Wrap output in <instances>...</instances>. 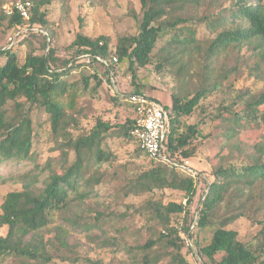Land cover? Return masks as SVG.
Here are the masks:
<instances>
[{
    "label": "trees",
    "instance_id": "trees-1",
    "mask_svg": "<svg viewBox=\"0 0 264 264\" xmlns=\"http://www.w3.org/2000/svg\"><path fill=\"white\" fill-rule=\"evenodd\" d=\"M17 1L33 4L32 18L25 23L19 15L3 14L1 19L8 28L18 31L28 26L47 35L26 36L21 43L42 38L43 55L32 49L23 63L17 52L18 45L10 50L0 47V186L8 183L1 174L3 168L11 169V179L16 171L32 168L15 180L21 190L8 193L1 206L0 227H7L8 232L0 236V262L17 257L28 264H50L56 251H72L73 233L81 231L90 235L104 217L100 210L105 203L96 193V187L104 180V172L100 174L103 165L116 160L107 150V141L117 137L136 142L131 135L135 120H128L124 125L98 120L89 130L81 127L80 100L92 80L97 82V87H101L102 81L94 74L84 78L83 90L70 83V76L82 67L76 63L77 59L91 54L107 61L117 58L118 65L127 60L128 71L135 81L137 72L151 65L158 42L165 39V46L159 51L163 63L156 66V71L172 68L180 77L171 105L164 107L169 116L166 154L178 162L190 161L195 155L192 145L201 133L197 126L185 129V119L192 117L203 101L222 90L232 73L242 71L238 65L223 66L217 73V62L233 50L244 49L254 50L264 61V0H140L144 13L138 36L120 39L112 50L109 39L104 36L92 39L78 35L68 47L71 57L64 61L59 60L53 48L47 10H43L50 2ZM203 5L213 7L216 12L194 20V11ZM198 22L204 23L207 31L203 40L197 38ZM191 59L202 65V80L193 92H189L184 81L189 72L183 62ZM117 66L112 67L115 74ZM250 75L264 81V72L257 65ZM141 93L137 87L136 94ZM239 100L242 108L225 107L215 121L228 118L235 125L245 123L264 130V92L247 91L239 95ZM35 111L48 115L51 136L61 152L58 160H50L45 165L33 153ZM138 149L137 157L146 156L139 145ZM70 155H74L72 163ZM45 174L48 176L43 178ZM213 176L214 181L207 183L206 192L198 201L193 219L198 184L204 181L201 174L196 182L151 161L147 171L126 183L123 198L149 197L142 207V212L148 215L147 224L141 230L145 231L146 238L143 244L129 250L132 264H264V219L258 221L262 228L257 244L241 241L239 232L230 228L235 222L250 217L254 202L258 201L255 192L264 193V161L222 167ZM163 191L179 194L181 201L157 199L156 193ZM89 202L94 203L93 209L98 206L93 210L97 213L93 221L86 220ZM259 203L258 211L264 213V200ZM222 205L225 213L220 216ZM71 211L76 212L74 219L64 221ZM178 217L182 219L180 225L175 224ZM206 229L211 230V238L204 244L200 234ZM49 237L55 239V245L48 244ZM218 256L222 257L220 261ZM86 263L102 264L93 260Z\"/></svg>",
    "mask_w": 264,
    "mask_h": 264
},
{
    "label": "rangeland",
    "instance_id": "rangeland-1",
    "mask_svg": "<svg viewBox=\"0 0 264 264\" xmlns=\"http://www.w3.org/2000/svg\"><path fill=\"white\" fill-rule=\"evenodd\" d=\"M14 1L17 0H0V47L8 46L14 35V31L9 29L7 23L1 19L4 14L3 7ZM44 1L50 2L43 10H47L48 29L53 34V48L59 56V60L64 61L71 57L72 52L68 50V47L78 35L92 39L104 36L109 39L111 49L115 50L120 39L136 37L140 34V25L144 13L140 0ZM215 12L213 7L207 8L203 5L194 11V20L208 17ZM193 25L195 26L196 23ZM196 30L197 38L203 40L207 33L204 23L198 22ZM21 42L16 41L15 46L18 45L17 52L22 63L27 53L32 49L37 50L38 55H43L42 38L35 37L30 38L26 43ZM165 43V39L158 42L151 65L145 69H140L135 81L128 71L127 60L117 66L114 81L121 97L113 92L112 82L109 81L110 74L105 69H84L70 76L68 81L77 84L82 90L84 78L95 74L102 81L101 87H97V82L92 80L88 91L80 100L82 128L89 130L95 126L98 120L112 125H124L128 120H135L133 108L125 102V98L136 94L137 87H140L141 94L156 100L161 106L169 107L171 105L172 95L177 93L179 88L178 78L180 77L177 75L178 72L173 71L172 68L169 71H156V66L163 63L162 54L160 55L159 51L165 46ZM194 59L183 62L186 71L189 72L184 78L189 86V92L196 90L202 80V65ZM237 65L242 67V71L239 72L238 70L237 73H232L224 82L225 85L222 90L203 101L201 107L192 117L184 121L185 129L189 126H197L201 133V137L196 138L192 145L195 155L191 158L190 163L191 167L202 175L204 181L198 184L191 219L195 216L198 201L206 192L207 183L214 181L215 170L222 167L239 166L243 163L264 161L263 128L245 123L235 125L228 118L215 121L216 116L223 108L238 105L240 107H235V109L239 110L243 107L239 95L247 91L253 94L264 92V81L255 75H250L251 70L256 65L264 72V61H261L259 54L252 49H244L241 52L233 50L217 62L216 70L218 73L223 66L231 68ZM170 70L173 72L170 73ZM9 107L12 109V103ZM12 114L11 111V116ZM32 120L36 136L33 153L38 158L39 163L45 165L50 160H58L61 152L56 149L57 145L51 136L48 115L41 111H35ZM107 150L113 153L116 160L113 164L103 165L100 174L104 172V180L100 186L96 187V193L105 203L100 210L104 217L90 235L81 231L73 233L70 238L72 251L62 249L56 251L50 264H87V260L102 264H132L129 250L144 243L146 233L141 230L147 224L148 215L142 212V207L149 197L144 195L123 198V189L129 180L147 171L151 167V161L144 154L137 157L138 144L133 140L125 141L117 137L111 138L107 141ZM73 161L74 155H70V163ZM31 170L30 167L24 171H16L12 179L11 169L3 168L1 170V174L7 178L8 183L0 186V213L6 195L21 190V185L15 180ZM47 176L45 174L43 178ZM258 191L254 194L258 195V201L254 202L255 205L251 209L250 217L241 219L230 226L239 232L241 241L249 244L258 243L256 238H259L262 228L258 221L264 219V213L258 211L259 202L264 200V193H258ZM156 196L157 199H163L164 202L167 200L181 201L179 194L170 191L157 192ZM88 204L90 205L89 209H84L88 216L86 220L93 221L97 217V213H93V210H96L98 206L95 205L93 209L94 203L89 202ZM224 213L225 209L222 205L219 215L223 216ZM75 214V211H71L65 216L64 221L69 222L68 218H73ZM181 222V217L175 220L176 225H180ZM7 232V227H0V236H6ZM210 238V229L201 232L200 240L204 244H207ZM47 240L50 246L56 244L52 237ZM221 258L218 256L217 261H220ZM24 262L17 257H8L0 264H28ZM196 264L199 263L196 262Z\"/></svg>",
    "mask_w": 264,
    "mask_h": 264
},
{
    "label": "built area",
    "instance_id": "built-area-1",
    "mask_svg": "<svg viewBox=\"0 0 264 264\" xmlns=\"http://www.w3.org/2000/svg\"><path fill=\"white\" fill-rule=\"evenodd\" d=\"M33 4L29 1H16L3 7V13L7 17L19 15L25 22L29 23L33 14ZM30 33H42L47 35L38 28H25L14 31V35L6 46V50L12 49L16 45V41H23ZM101 46L103 44H100ZM78 64H81V70L102 68L109 72V81L112 82V90L120 96V92L114 81L115 73L112 67L118 65V59L113 58L107 61L99 56L85 54L77 59ZM72 66V64L70 65ZM95 75V74H94ZM135 113V126L132 130V137L136 140L137 144L144 151L146 156L155 163H158L169 170H176L187 176L194 181H198L200 174L197 173L192 167L190 161L178 162L172 160L166 154V136L169 125L168 112L156 100L148 97L145 94H134L125 98ZM185 204V202H184ZM194 229V225L191 228Z\"/></svg>",
    "mask_w": 264,
    "mask_h": 264
}]
</instances>
